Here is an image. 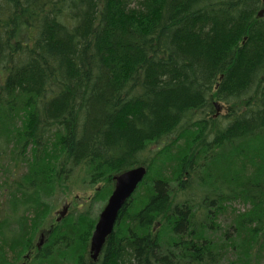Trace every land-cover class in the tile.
Listing matches in <instances>:
<instances>
[{
    "label": "trees",
    "instance_id": "1",
    "mask_svg": "<svg viewBox=\"0 0 264 264\" xmlns=\"http://www.w3.org/2000/svg\"><path fill=\"white\" fill-rule=\"evenodd\" d=\"M262 8V0H0L8 202L0 200V264L34 249L31 264H221L228 250L247 264L264 254ZM216 103L227 106L225 125ZM11 162L20 176L4 166ZM142 165L148 174L98 261L89 256L98 219L90 212L54 221L38 251L50 199L77 168L90 185L108 184L100 193L108 200L112 177ZM195 183L201 203L188 194ZM236 200L251 208L223 232L216 213Z\"/></svg>",
    "mask_w": 264,
    "mask_h": 264
},
{
    "label": "rangeland",
    "instance_id": "2",
    "mask_svg": "<svg viewBox=\"0 0 264 264\" xmlns=\"http://www.w3.org/2000/svg\"><path fill=\"white\" fill-rule=\"evenodd\" d=\"M228 113L227 106L225 104H221V108L219 111V116L216 119H220V122L222 125H225L227 123V120H225L224 116ZM199 113L195 114V117H198ZM203 116V115H201ZM200 117V116H199ZM183 126H187V124H183ZM186 128V127H185ZM178 132H176L171 137L164 138L159 143H153L151 144L148 149L143 153V158L145 160L153 158L162 148L163 146L167 145V143L172 142L174 139L178 137ZM159 150V151H157ZM169 156L167 155V158ZM15 162H11L8 167L7 164H4V166L14 172L16 176H20L23 172V170L20 168L19 170H16L14 168ZM5 168V169H6ZM4 167L0 169V200L2 199L3 202L7 201L6 192L4 189V182L6 181V177L4 174ZM114 177V176H113ZM112 177V180H113ZM61 182V181H59ZM106 183V182H105ZM108 184L104 183H98L95 185H90L87 173L85 171V168L79 167L77 168L72 175H70V178L63 182L61 186L57 188L56 193L54 196L50 199L52 211L47 220L45 221L44 225L42 226L40 230L41 233L49 232L51 230V227L53 226V222L59 218V214L63 213L64 209L66 208L67 211L66 214H70V212L75 211L77 214H83L90 212L95 217H99L100 213L102 212L104 206L106 205L107 201L106 196L105 199H103V193L101 191L104 189L106 190V187ZM111 188L113 186L110 184ZM194 191L188 192L189 197L193 200V202H202V197L204 196L205 190L197 183L194 184ZM139 190V189H138ZM137 190V192H138ZM136 192V193H137ZM97 193H99V196H97ZM181 196H183L181 194ZM98 197V198H97ZM182 198V197H181ZM8 203V202H6ZM251 206L249 204H244L238 200L232 201L227 207L224 206V208L219 209L216 219V224L219 225L223 232L229 228L230 224L232 223V219L238 215V214H244L246 213ZM74 212V213H75ZM206 210L203 208L200 210V215L202 216V219L204 220ZM216 212V211H215ZM75 213V215H76ZM156 230V229H155ZM42 231V232H41ZM230 232L233 230L230 229ZM231 232V233H232ZM39 233L37 235L36 240L34 243L37 245V243L40 241ZM233 237V234L231 235ZM46 243V240H45ZM46 244H44L43 247H45ZM264 252V251H262ZM256 253V252H254ZM36 255V249L29 252V258L26 260H23L19 262L18 264H31L33 258ZM251 259V258H250ZM66 264V263H64ZM185 264V263H180ZM221 264H242L241 262L237 261V255L235 252L228 250L227 253L224 255L223 261H221ZM247 264H264V254H260L259 257H257V254H255L250 262Z\"/></svg>",
    "mask_w": 264,
    "mask_h": 264
},
{
    "label": "water",
    "instance_id": "3",
    "mask_svg": "<svg viewBox=\"0 0 264 264\" xmlns=\"http://www.w3.org/2000/svg\"><path fill=\"white\" fill-rule=\"evenodd\" d=\"M263 16L264 9L259 12V17ZM217 110L219 111L220 109L217 108ZM146 175L147 168L145 166H140L125 171L114 177V191L112 192L108 203L99 216V220L96 224L95 231L91 239L90 254L93 261L97 260L107 238L113 233L120 211L126 205V203H128V200L132 197ZM66 211L67 209L65 208L63 213H61V218L65 216ZM60 220L61 219H58V221ZM43 243L44 236L39 247H41Z\"/></svg>",
    "mask_w": 264,
    "mask_h": 264
},
{
    "label": "flooded vegetation",
    "instance_id": "4",
    "mask_svg": "<svg viewBox=\"0 0 264 264\" xmlns=\"http://www.w3.org/2000/svg\"><path fill=\"white\" fill-rule=\"evenodd\" d=\"M103 253V252H102Z\"/></svg>",
    "mask_w": 264,
    "mask_h": 264
}]
</instances>
